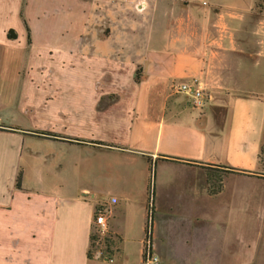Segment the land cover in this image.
Instances as JSON below:
<instances>
[{
  "label": "crops",
  "instance_id": "1",
  "mask_svg": "<svg viewBox=\"0 0 264 264\" xmlns=\"http://www.w3.org/2000/svg\"><path fill=\"white\" fill-rule=\"evenodd\" d=\"M256 9L257 0H0V124L21 129L0 131V264H142L151 160L161 264L206 261L224 208L245 224L235 264H264L262 238L249 232L264 190ZM194 79L208 90L203 109L177 90ZM219 166L253 175H224L213 194ZM105 208L113 262L88 256Z\"/></svg>",
  "mask_w": 264,
  "mask_h": 264
},
{
  "label": "rangeland",
  "instance_id": "2",
  "mask_svg": "<svg viewBox=\"0 0 264 264\" xmlns=\"http://www.w3.org/2000/svg\"><path fill=\"white\" fill-rule=\"evenodd\" d=\"M261 12H264V0H257V9L255 15L259 16ZM249 18L251 20L252 17L249 16ZM252 21H254V19ZM261 174H264V165ZM213 175L218 180L224 176V171L222 169H214ZM259 193L260 195H257L254 198V212L252 214L249 213V232L253 233L254 236L259 235L262 238L259 247L264 250V190L260 191ZM239 215V213H233L232 211L226 210V208H224L221 222L215 229L218 242L211 249V253L207 254L206 257L204 256V258L207 259L206 261L204 260L202 264H235L234 254L246 249L244 246L242 247L239 242L235 241L237 232H245V224L240 223V220H238L239 223L237 222V224L236 222L231 224V219L235 221V217ZM93 237L98 238L97 233L93 232ZM174 239L177 240L178 236L175 235ZM117 242L118 241L115 239V245L113 247L114 250L117 246ZM94 243L95 247L92 249L93 252L95 251V248L98 247L97 241H94Z\"/></svg>",
  "mask_w": 264,
  "mask_h": 264
},
{
  "label": "built area",
  "instance_id": "3",
  "mask_svg": "<svg viewBox=\"0 0 264 264\" xmlns=\"http://www.w3.org/2000/svg\"><path fill=\"white\" fill-rule=\"evenodd\" d=\"M178 92L184 93L189 96L190 103L195 109H203L208 100L209 94L205 84L199 79H194L190 82L184 83L177 88ZM117 202V200H115ZM110 210L99 209L95 215L93 223V232L97 233L98 247L93 252L94 257L103 258L110 262L114 259V248L106 245V239L111 238L115 240L111 233L109 225ZM113 252V253H112ZM142 264H161L159 257L153 251V241L148 235L144 242L143 261Z\"/></svg>",
  "mask_w": 264,
  "mask_h": 264
},
{
  "label": "trees",
  "instance_id": "4",
  "mask_svg": "<svg viewBox=\"0 0 264 264\" xmlns=\"http://www.w3.org/2000/svg\"><path fill=\"white\" fill-rule=\"evenodd\" d=\"M8 37L10 39H15L17 37V35H16V33L14 31H10L8 33ZM138 78H139V74L137 75V79ZM20 130L21 129L17 128V127H10V126H6V125H1L0 124V131L17 132V131H20ZM30 134H33V135L38 136V137H44V138L52 139V140L70 141V142H73V143L74 142H76V143H85V142H82L80 140L74 141V140L65 139L63 136H60L58 134H54V133H51V132H47V131H33V132H30ZM92 143L95 144V145H99V146H108V145H106L104 143H101V142H92ZM263 155H264V147L262 148L261 155H260V160H261V162L264 165ZM218 169H222L224 171V175H227V174L253 175V174H251L249 172H245V171H241V170H237V169L229 168V167H225V166H219ZM155 176H156L155 165L152 164V160H151V182H150V185H149L150 204H149L148 220H147V227H146V230H147L146 237L148 235H150L151 239H152V229H153V221H154L153 201H154V197H155ZM261 177L264 178V174H262ZM21 180H22V174H20L18 176V180H17V188H19V189L22 188ZM222 189H223V177L219 178L217 180V183L213 185L212 192H213V194H217V193L221 192ZM113 237L115 238L114 235H113ZM95 239L96 238H94L93 235H92L91 236V245H90V249H89V252H88V256L90 258L94 257L92 249H93V247H95V243H94ZM106 245L108 247H114L115 243H114V240L112 239V237L106 239Z\"/></svg>",
  "mask_w": 264,
  "mask_h": 264
}]
</instances>
